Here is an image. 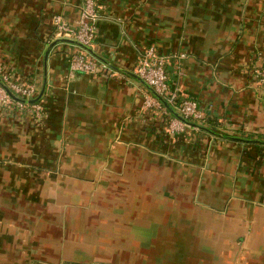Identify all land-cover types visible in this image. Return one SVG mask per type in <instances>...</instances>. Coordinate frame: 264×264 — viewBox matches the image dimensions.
Masks as SVG:
<instances>
[{
	"label": "crops",
	"instance_id": "0c3cea01",
	"mask_svg": "<svg viewBox=\"0 0 264 264\" xmlns=\"http://www.w3.org/2000/svg\"><path fill=\"white\" fill-rule=\"evenodd\" d=\"M99 2L94 51L134 72L155 46L218 135L169 133L103 62L72 72L77 45L45 64L54 17L77 27L85 0H0V75L47 78L43 117L0 106V264H264V0Z\"/></svg>",
	"mask_w": 264,
	"mask_h": 264
},
{
	"label": "built area",
	"instance_id": "2783aa9c",
	"mask_svg": "<svg viewBox=\"0 0 264 264\" xmlns=\"http://www.w3.org/2000/svg\"><path fill=\"white\" fill-rule=\"evenodd\" d=\"M99 1L100 0H85L77 27H73L67 23L61 16H55V35L77 39L91 46L95 40L97 22L100 17L101 5ZM86 53L89 54L84 50L83 52L72 53L70 55L69 67L72 72L98 74L102 69L107 67L92 55L88 57ZM184 56V54L181 55V57ZM167 63V57L161 55L155 46L151 45L142 52L134 72L162 95L182 116L191 121H204L206 119V114L200 108L198 101L187 97L180 98L179 91L170 87L166 68ZM2 79L19 97L31 99L38 94L37 88L33 84L26 82L18 83V81L13 80L8 74H3ZM260 80L264 83V74L261 75ZM13 104H17L20 107H25L27 105L13 99L0 84V106L11 107ZM30 106L33 107V111L37 116L43 117V107L41 103H34ZM147 107H153L156 110L168 112L162 103L154 96L147 100ZM185 127L186 124L184 122L173 116L168 122L166 130L169 133H179L183 132Z\"/></svg>",
	"mask_w": 264,
	"mask_h": 264
},
{
	"label": "water",
	"instance_id": "95a60500",
	"mask_svg": "<svg viewBox=\"0 0 264 264\" xmlns=\"http://www.w3.org/2000/svg\"><path fill=\"white\" fill-rule=\"evenodd\" d=\"M58 43H71L74 45L79 46L80 48H82L83 50L87 51L90 55H92L93 57H95L96 59H98L100 62H103L105 65H107L108 67L117 70V71H121V72H125L129 75H131L132 77L136 78L137 80H139L151 93L154 97H156L161 103L162 105L172 114L174 115L176 118H178L179 120H181L182 122H184L186 125H189L191 127H195L198 129H202L205 130L207 132H210L214 135H218L217 133H215L214 131H212L210 128L199 124V123H195L187 118H185L184 116H182L177 110H175L167 101L166 99L160 95L151 85H149L141 76H139L138 74H136L135 72L126 70V69H121L118 68L114 65H112L111 63H109L106 59H104L103 57H101L100 55H98L94 49L89 46L86 45L82 42H80L77 39H72V38H68V37H60V38H56L54 39L48 46L45 52V64L47 63V58L49 55L50 50ZM45 75H46V71H45ZM0 84L2 85V87L8 92V94L15 100L20 101L22 103H26V104H34L36 102H39L46 90V85H47V78L45 76V80H44V84L42 86V89L40 90V92L38 93V95L32 99H25L22 97L17 96L11 89L10 87L3 81L2 76L0 75ZM232 139H236V140H240V141H244V142H259L253 139H244V138H239V137H229Z\"/></svg>",
	"mask_w": 264,
	"mask_h": 264
}]
</instances>
